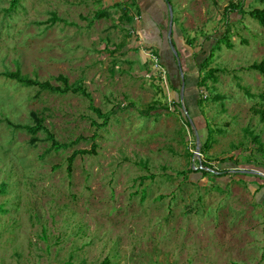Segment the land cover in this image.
Returning <instances> with one entry per match:
<instances>
[{
	"label": "rangeland",
	"instance_id": "374dc122",
	"mask_svg": "<svg viewBox=\"0 0 264 264\" xmlns=\"http://www.w3.org/2000/svg\"><path fill=\"white\" fill-rule=\"evenodd\" d=\"M12 1L0 0V186L8 185L0 264H264V187L246 177H264L256 113L264 77L250 69L264 60V28L248 15L264 4L172 1L180 51L171 50L188 60L182 114L161 52L143 40L137 1L20 0L11 9ZM232 3L246 14L227 19ZM227 28L234 48L223 45L205 66ZM17 69L53 86L63 85L62 75L91 101L2 76ZM210 70L217 81L201 86ZM91 105L109 115L108 125ZM35 116L59 151L48 132L32 145L19 128L35 126ZM205 123L213 130L208 153ZM93 144L96 153L78 156L69 175L68 158Z\"/></svg>",
	"mask_w": 264,
	"mask_h": 264
},
{
	"label": "trees",
	"instance_id": "16d2710c",
	"mask_svg": "<svg viewBox=\"0 0 264 264\" xmlns=\"http://www.w3.org/2000/svg\"><path fill=\"white\" fill-rule=\"evenodd\" d=\"M168 3L170 5H172V1L173 0H167ZM20 0H13L12 1V4H11V9H15L18 4H19ZM163 2L165 3L166 1L163 0ZM261 3L264 4V0H260ZM115 7H121V4H115ZM166 8L168 10V6H167V3H166ZM230 12H239L240 14L244 15L246 14V11L244 10V4L240 3L238 5L236 4H230V6L228 8H226L225 10V16L226 18L228 19V14ZM124 18L127 19V21H130L131 18H129V12H128V9H125L124 10ZM248 15L256 20L263 28H264V8H254L252 9L251 11L248 12ZM105 16V12L102 10L100 11L96 17L98 18H101V17H104ZM170 15L168 14V17ZM53 24L58 22L59 19L56 15H53L52 19L50 20ZM174 33V32H173ZM163 38V37H162ZM167 36L165 35L164 36V39L166 40ZM231 34H230V29H226V31L224 32V34L222 35V37L218 38L217 41H216V47L211 51L210 55L207 57V60H206V65H208L210 63V61L214 58V51H216L217 49H220L223 45L226 46L228 49H233L234 46L233 44L231 43ZM173 46L176 48V50L178 49L176 46H175V43H173ZM168 48V46H167ZM172 55V54H171ZM173 57V62H171V65L173 66V68H176V70H180L179 68H181V66L178 65L177 63V60H176V57ZM157 58L159 60V66L162 67V68H166L167 71L169 70V72L171 73L172 72V66L168 63L167 64V61H165L163 59V57H160L158 54H157ZM161 58V59H160ZM184 65H187L186 64V61L183 60V73L185 72V70L187 68L184 67ZM252 70H255L257 72H259L263 77H264V60L261 62V63H254L251 68ZM218 71H215V70H210L209 71V74L204 77L201 81V86L203 85H206L207 84V81L209 79L213 80L214 82L217 81V76H216V73ZM179 74H180V71H179ZM171 75V74H170ZM3 77L9 79V80H12V81H16L17 83L21 84L22 86L26 87V88H31V87H37L39 88L41 91H49L51 93H55V94H61V95H65V94H69V93H72V94H81L82 96H84L85 98L89 99L91 101V95L87 92L86 89H84L82 86H76V87H73L71 86L69 83H68V79L62 75L58 76L56 78V80L58 82H62V86H53L50 82L46 81V82H40L39 80L37 79H30L28 77H25L22 75L20 69H17L15 72H5L2 74ZM180 76V75H179ZM178 76V78L176 79L175 81V84L173 83L171 77H170V87L172 90H174L175 92H178V99H175L174 101V111L177 110H180L182 112L183 110V105H182V102L180 100V94H179V90L177 89L179 87V85L181 84V78ZM185 78H186V75H185ZM178 84V87H176ZM262 97V100L264 102V94L261 95ZM199 106V104H198ZM177 107V108H176ZM91 108L92 110L101 118L103 119V124L102 126H105V125H108V122H109V115H103L101 110L95 108L94 106L91 105ZM151 111H155V107H151L150 108ZM256 113L259 115L261 121L264 123V108L262 107L261 109H258L256 111ZM183 114V112H182ZM191 119V118H190ZM35 122H36V125L33 126V127H30V126H23V127H19L20 129H24L25 131H27L31 136V144L32 145H35L37 142H38V139L36 138L37 134L41 131H44V132H48L47 129L42 125V122L40 121V119L37 118V116H35ZM188 125L191 126V122L189 121L188 122ZM204 135H205V139L203 140L202 144H201V148H202V151L205 152V153H208L209 152V149L211 148V145L213 143V130L212 128H210L209 124L205 123L204 124ZM48 140L51 141L52 145H51V149H54L56 151H59L61 149V145L56 141L54 135L50 132H48ZM257 140V139H256ZM96 148H97V145L96 144H93V147L91 150H77V151H74L72 153V155L68 158L67 160V163H68V173L69 175H71L73 173V167H74V163H75V160L77 159L78 156H85V155H94L96 153ZM202 151H200L201 153H203ZM201 165L202 166H206L207 167V163L205 161H201ZM209 167V166H208ZM190 172H193V168H190L189 169ZM197 171H202L201 169H198L194 172H197ZM257 171H260L262 173H264V170H257ZM204 174H207V172H203ZM247 178H249V182L251 183H256L258 184L261 188L264 187V177L263 176H260V175H253L252 177H249V176H246ZM7 188H8V185L6 183H3L1 186H0V196H3L7 193ZM6 210L4 209V207L2 205H0V213L1 214H6ZM103 264H108L107 261H105Z\"/></svg>",
	"mask_w": 264,
	"mask_h": 264
},
{
	"label": "crops",
	"instance_id": "0c3cea01",
	"mask_svg": "<svg viewBox=\"0 0 264 264\" xmlns=\"http://www.w3.org/2000/svg\"><path fill=\"white\" fill-rule=\"evenodd\" d=\"M137 1V3L139 4V8L141 9V12H143V15H142V22L144 23L143 26H142V32L144 35V41L147 42V44H149L150 47H152L151 51H160L161 53H163L165 55V57H163V59L165 61H167V64L169 63L171 65V62H173V57H176V60H177V63L179 66H181V68H179L180 70H176V68H173L172 66V72L170 73L169 70V75L174 83L175 84V81L176 79L178 78L179 76V71H180V74L181 76H179L181 78V86H182V90L180 89L179 90V94H180V100L182 102V105H183V100H185V87L183 89V83L185 84V80H183V52L181 54V58H179L177 56V52L175 54V52H173L171 50L174 49L175 47L173 46V43H175V46L178 48V50L180 51V46H179V43H178V37H177V34H176V30H174V33L175 35L173 34L174 36V42L172 43V40H171V47L169 46V43H167V39L165 40L163 38V43L161 42V33L163 30V27H164V22L162 23L160 20H165V22L167 21V15L169 14V11L167 10L163 0H135ZM144 4H145V7H144ZM151 5V7H150ZM166 17V18H165ZM148 18H150V20L152 19V21H149ZM172 33H173V29H172ZM172 35V34H171ZM168 38L170 37L169 34L167 36ZM165 42V48H166V51L167 53H169L170 55H166V52L163 48V44ZM168 46V48H167ZM162 47V48H161ZM181 47H183V44H181ZM150 49V48H149ZM162 49V50H161ZM153 51V52H154ZM161 53H160V57H161ZM172 54V55H171ZM161 59V58H160ZM186 61V64H188V60H185ZM159 64V63H158ZM190 68V67H189ZM188 69V68H187ZM179 85V86H180ZM186 85V84H185ZM178 87V84L177 86ZM178 92H176L177 94ZM185 94V95H184ZM184 98V99H183ZM177 99H178V94H177Z\"/></svg>",
	"mask_w": 264,
	"mask_h": 264
},
{
	"label": "water",
	"instance_id": "95a60500",
	"mask_svg": "<svg viewBox=\"0 0 264 264\" xmlns=\"http://www.w3.org/2000/svg\"><path fill=\"white\" fill-rule=\"evenodd\" d=\"M166 1V3H167V6H168V11H169V13H170V29H169V36L172 34V23H173V20H172V8H171V5L168 3V1L167 0H165ZM183 78H184V76H183ZM184 80V79H183ZM184 87H185V84L183 83V89H184ZM198 141H199V138H198ZM253 173V172H252Z\"/></svg>",
	"mask_w": 264,
	"mask_h": 264
},
{
	"label": "built area",
	"instance_id": "2783aa9c",
	"mask_svg": "<svg viewBox=\"0 0 264 264\" xmlns=\"http://www.w3.org/2000/svg\"><path fill=\"white\" fill-rule=\"evenodd\" d=\"M122 1H124V0H122Z\"/></svg>",
	"mask_w": 264,
	"mask_h": 264
}]
</instances>
